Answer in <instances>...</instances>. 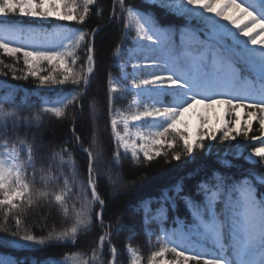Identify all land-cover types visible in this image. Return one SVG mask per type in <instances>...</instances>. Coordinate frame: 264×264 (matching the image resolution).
<instances>
[{"label":"snow or ice","instance_id":"1","mask_svg":"<svg viewBox=\"0 0 264 264\" xmlns=\"http://www.w3.org/2000/svg\"><path fill=\"white\" fill-rule=\"evenodd\" d=\"M124 2L120 0L121 6ZM94 3L95 0H84L82 5L77 0H0V50L8 57L22 58L28 69L24 75L16 76L15 67L5 65L12 69L13 78L28 80L31 76L39 80L37 87L50 89L74 86L70 91L58 92L54 102L45 101L35 113L31 105L25 114L22 106L8 111L5 103H0V148L3 149L0 152V194L3 197L0 209L5 210V223L9 215L17 214L16 231L11 234L18 237L0 239V243L16 249L45 246L49 240L75 244L78 234L92 226V208L96 203L101 209L96 217L103 223L104 201L97 191L93 152L83 149L88 157L87 183L86 186L80 183L79 191L74 192L77 185L70 183L62 171L67 165L75 172L76 164L69 150L52 149L44 160L37 156L40 146L36 137L29 139L25 133L22 139L19 133L20 128L38 125L45 113L65 117L66 109L85 94L95 67L90 37H94L96 30L92 33L72 30L70 24L83 25L89 16V6ZM155 8L184 23L161 24L158 16L150 14ZM125 12L124 27L132 44L123 49L118 47L116 56L121 70L131 68V72H124V83L120 86L113 84L109 77L108 103L115 159L118 161L123 152L139 161L142 153L145 161H152L162 154L165 146H174L175 137H179L184 152L191 157L197 148L206 150L205 140L209 141L207 150L214 147L211 142L217 141L219 134L221 143L242 137L235 158L243 156L247 162L264 169V139L248 136L253 121L258 122L260 132L264 133V0H151L148 9L126 7ZM14 17L32 18L41 23L64 21L69 22V27L55 32L37 30L12 19ZM133 31L135 35L131 36ZM61 34L63 39L50 38ZM82 44L85 59L78 68L77 50ZM124 57L126 59L120 63ZM43 63L50 68L47 75L39 74ZM117 93L133 94L137 110L130 115L115 113L113 103ZM197 106H203V111L194 112ZM217 107L223 109V115L217 116L218 124L213 127L207 110ZM239 110H246L243 116ZM190 112L198 120L194 140L185 120ZM181 124L184 128L178 127ZM130 126L146 130L133 134ZM134 137L143 143L137 145ZM76 139L79 141L78 136ZM249 139L261 140L262 146L253 147L249 152L246 143ZM65 156H69L67 161ZM173 158L179 161L181 154L176 153ZM218 163L219 167L198 180L191 190L177 184L162 192L156 198L159 208L155 214L145 210L147 223H159L161 235L157 236V242L165 245L152 252L149 264H189L190 261L194 264H264V196L257 194L258 187H264V171L236 177L227 170L231 161L225 158ZM34 200H43L48 205L54 202L65 217L72 213L74 223L64 231L49 233L47 238H37L27 230L21 234L19 213L25 206H32ZM181 203L190 219L179 217L186 222L169 232L164 227L165 214L173 205L179 207ZM0 231L9 229L0 226ZM110 236L109 232L99 237V244L92 251V261L102 264L98 253L107 242L112 258L110 264H120L118 249L111 244ZM168 244L174 246L168 247ZM189 249L192 254H188ZM127 252L132 264H140L135 248L129 247ZM168 252L175 258L158 260ZM74 258L66 256L59 261L49 258L46 262L36 260L35 264H71ZM0 264H22V261L0 257Z\"/></svg>","mask_w":264,"mask_h":264},{"label":"trees","instance_id":"2","mask_svg":"<svg viewBox=\"0 0 264 264\" xmlns=\"http://www.w3.org/2000/svg\"><path fill=\"white\" fill-rule=\"evenodd\" d=\"M82 5L84 0H77ZM126 7H134L137 9H148L151 2L146 3L145 0H125L124 6H121L120 0H95L93 5L89 6V16L83 25L71 22L72 30L84 29L88 33L95 31L94 37H90L94 48L95 67L93 75L90 77L89 85L84 90L85 94L77 101L76 104L70 105L66 109L65 117H55L51 113H45L38 122L33 124L31 128H20V138H24V134H28V138L36 137V142L40 146L37 156L47 160L48 154L52 149L67 148L70 157L75 161V172L67 165L63 166L62 171L70 180L75 183L74 192L79 191V184L87 183V154L84 148H89L94 155V168L96 173L97 191L100 198L104 201L102 212V221L96 217V213L101 211L98 203L93 205V222L87 232L78 234L75 244L69 242H60L57 240H49L45 246L33 249H16L10 245L0 243V257L17 258L22 264H35L36 260L46 262L51 259L57 261L64 259L66 256L75 257L71 264H100V262L92 261V251L99 244V237L105 233H111L110 242L118 249V260L120 264H132V257L127 252L129 247L135 248L140 256V264H149L152 252L160 250L165 246L164 243L157 242V236H160L159 223H147L146 211L155 214V210L159 208L156 198L166 190L171 189L174 185L182 184L187 190H191L198 180L208 176L213 169L219 167L218 162H222L225 158L231 161L228 171L231 175L241 177L248 173H259L264 171L259 165L247 162L244 157L235 158L239 143L242 137H237L236 141L220 142L218 134L217 141L211 142L214 147L210 150L209 141L205 140L206 150L196 149L193 156H188L184 152L183 143L179 137H175L174 146L162 150L159 157H154L152 161H145L142 153L140 160L134 161L130 155L121 156L117 161L115 159L116 146L111 136V115L109 113V77L112 83L120 86L124 83L122 77L124 72H131V68L121 70L117 64L116 50L127 48L132 44V40L125 29ZM159 17L161 24L180 25L183 24L182 19H178L174 15H169L162 9H152L151 13ZM124 17V19H122ZM18 22L24 23L26 26L37 30L55 32L59 28L69 27V22L52 20L41 23L32 18L14 17ZM2 35V33H0ZM134 31L131 36H134ZM51 39H63V35L52 36ZM67 42V41H65ZM84 45L78 49L80 60L77 62L79 68L81 61L85 59ZM126 57L120 59L123 63ZM0 103H5L8 111H12L16 106H22L25 114L29 111L28 106L31 105L33 113L38 112L45 101L54 102L58 92L70 91L71 85L61 86L60 88L37 87L39 80L29 76L28 80L14 79L12 69L5 65H13L15 67L16 76H22L28 72L23 64L22 58L17 60L8 57L0 50ZM50 68L46 63L40 65L39 74H49ZM7 73V75H4ZM82 89L83 85L80 86ZM113 103V111L115 113H123L130 115L136 111V105L133 103V94H115ZM93 105L95 108L93 109ZM139 110H143L141 106ZM243 110L241 116H243ZM231 119V117H225ZM243 126V122L242 125ZM73 128L75 133H73ZM122 128V125H121ZM138 128L140 131L146 129L140 126H130V131ZM187 131L192 134L190 130ZM123 134V133H122ZM79 137L77 141L76 137ZM249 137L258 136L264 139V133L259 130L257 121H253L252 131L248 133ZM135 138V137H134ZM137 145L143 143L138 138ZM2 143V141H0ZM247 150L250 152L253 147H259L261 140H251L247 142ZM3 149L0 148V152ZM166 153V154H165ZM176 153L181 154V159H174ZM227 154V155H226ZM246 155V153H245ZM23 157V153H21ZM67 161L69 156H65ZM40 167V161L37 162ZM75 175V180L72 177ZM37 188L40 184L36 185ZM62 187V185H61ZM258 196H264V187H258ZM0 194V199H2ZM88 198L91 199L90 193ZM77 199L79 197L77 196ZM72 203L71 201L69 202ZM77 203V208H79ZM4 209H0V226H6L9 231H0V239H18L13 237L12 232L16 231L15 216L7 217L5 223ZM166 222L164 227L171 232L173 228L179 226L181 221L179 217H187L190 219L188 212L181 203L179 207L173 205L172 209L166 212ZM22 221L21 234L24 230L36 235L37 238H47L49 233H58L68 229L74 223L72 213L68 217L59 210L58 206L53 202L51 205L46 204L43 200H34L32 206H25L23 211L19 213ZM110 226V227H108ZM168 247L174 245L168 244ZM188 254H192L189 249ZM102 257V264H110L111 256L109 254V245L106 242L103 249L98 253ZM82 257V259H80ZM174 254L168 252L164 258L174 259ZM194 264V262H189ZM202 264V262H201Z\"/></svg>","mask_w":264,"mask_h":264},{"label":"rangeland","instance_id":"3","mask_svg":"<svg viewBox=\"0 0 264 264\" xmlns=\"http://www.w3.org/2000/svg\"><path fill=\"white\" fill-rule=\"evenodd\" d=\"M149 2H151V0H149ZM183 23H184V22H183ZM193 111H194V112H195V111H203V106H197V109H195V110H193ZM239 111H240L241 114H242V110H239ZM207 114H208V116H209L210 119H211V126L215 127V126H217V124H218L217 116H218V115H223V109L220 108V107H217L215 110H213V109H208V110H207ZM185 120L188 122V128H187V129H189V130L192 132V134H193L192 139L194 140L195 137H196L197 130H198V129H197L198 120H197V118L193 115L192 112H190V113H188V114L185 115ZM178 127H180V128H184V125L181 124V125H179ZM137 131H140V130H139L138 128H136V129L132 130V133L134 134V133L137 132Z\"/></svg>","mask_w":264,"mask_h":264}]
</instances>
